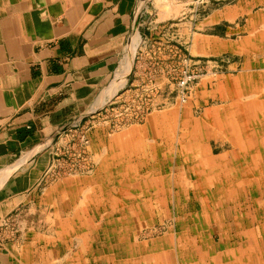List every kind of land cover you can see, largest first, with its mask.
<instances>
[{
  "label": "rangeland",
  "instance_id": "374dc122",
  "mask_svg": "<svg viewBox=\"0 0 264 264\" xmlns=\"http://www.w3.org/2000/svg\"><path fill=\"white\" fill-rule=\"evenodd\" d=\"M233 1L188 0L186 8L169 16L160 10L159 15L154 5L144 2L152 10L136 29L139 44L129 83L81 123L68 127L63 141L55 143L51 164L31 201L18 206L3 221L2 227L8 231L6 243L12 247L9 264H101V260L111 264L106 258L108 247L104 246L109 244L107 235L124 237L129 262L135 256L143 259L142 264H186V252L203 248L207 240L217 245L225 239L226 228L240 220V212L232 211V207L237 203L240 211L245 201V212L249 213L243 214L241 223L254 221L247 230L260 226L257 235L263 241L264 142L258 145L259 152L252 151L249 135L264 140V105L255 108L246 104L264 101V3L259 2L252 13L239 14L218 25L202 22L218 3ZM249 22L257 25L253 31L257 35L244 45V54L223 44V38L248 32L240 25ZM186 59L194 66H203L204 73L191 85L187 101L182 102L178 79L187 66ZM227 91L230 94L223 96L225 100L219 99ZM228 105L232 107L222 109ZM210 111L213 117L207 119ZM191 117L197 122L205 119L207 146L221 143L216 140L218 132L228 135L229 129L231 136L240 135L238 142L224 135L227 139L223 138V147L214 148V156L236 152L241 164L237 157L229 156L225 163L220 158L213 166H205L208 173L214 170L235 180L224 182L222 187L224 193L234 195L233 200L226 198L225 203L215 205L220 199H209L210 203L202 205L210 212L218 208V220L207 219L202 213L193 216L200 213L199 199L191 198L186 187H177L178 178H169L185 167V156H176L184 151L185 142L188 144L182 141L181 126ZM174 158L177 165L171 167ZM72 180L81 188L75 193L71 190L69 196L73 195L74 201L64 204L60 191ZM252 180L258 181L255 188H250ZM111 183L117 187L114 199L105 189ZM135 183L148 187L134 190L131 185ZM128 187L131 200L122 195ZM159 190L162 199L153 198ZM52 198L62 215L49 203ZM228 234L239 240L236 247L242 245L245 250L242 261L234 264H250L254 249L248 251V238H240L237 230ZM48 240L57 244H47ZM224 250L220 248L215 254Z\"/></svg>",
  "mask_w": 264,
  "mask_h": 264
},
{
  "label": "crops",
  "instance_id": "0c3cea01",
  "mask_svg": "<svg viewBox=\"0 0 264 264\" xmlns=\"http://www.w3.org/2000/svg\"><path fill=\"white\" fill-rule=\"evenodd\" d=\"M187 1L0 0V264L10 263L9 254L12 250L6 243L8 231L2 227V223L18 206L31 201L34 190L41 184L51 164L55 143L63 141L68 127L81 123L89 113L100 109L129 83L139 44L136 29L152 10H148V5L145 7L144 2L154 5L153 9L158 14L160 10L162 15L169 16L180 13L187 7ZM259 2L264 3V0L220 2L202 21L203 25H218L239 14L250 13ZM235 25L239 26L238 23ZM229 28L231 30L233 27ZM240 28L248 32L233 39L223 38L222 42L225 46L234 48V52L244 54L242 48L256 39L257 34L253 31L258 27L249 22L240 25ZM216 38L221 39L218 36ZM229 94L228 91L224 92L219 99L224 101L223 96ZM231 107L232 105H228L222 109ZM219 110L220 108L213 109L214 112ZM212 115L211 111L208 112L207 119ZM205 122V119L201 121L206 128ZM227 131L229 134L224 135L232 141L241 140L240 135L231 136L232 131ZM218 134L216 140L221 143L216 147L204 144L205 133L201 135L194 132L186 136L181 134L182 141L187 140L188 144L185 142L184 151H178L176 157L185 156V167L179 168L174 175H169V178L180 180L176 183L177 187H186L191 198L194 196L199 199L200 213L193 216L202 213L207 219L216 220L218 217L215 211L218 208L210 212L204 207L202 209V205L207 204L209 199L214 201L219 198L220 201L215 205L225 203L228 201L226 198L233 200L234 195L224 193L222 187L224 188V182L235 183V180L227 175L223 177L214 170L208 173L206 163L213 166L220 158L221 163H225L229 156L237 157L240 164L243 162L236 152L225 151L218 158L214 156L215 149L223 147V138H226L223 131ZM249 139L250 149L259 152L257 147L264 140H256L251 135ZM176 159L174 158L173 163L171 161V167L177 165ZM257 182L252 180L250 188H255ZM69 183L70 186L65 184L60 191L64 204L74 201L73 195L69 196L71 190L75 193L81 188L73 180ZM107 185L105 189L110 198H116L113 191L117 187L112 183V186ZM141 185L135 183L131 187L134 190L148 187L146 185L142 188ZM239 185L242 186L241 181ZM97 187H93V190L96 191ZM99 187L104 188L103 184ZM124 190L122 195L131 200L130 195L128 196L129 187ZM159 195L160 190L153 198L159 199ZM246 198L249 200L250 197ZM140 199L147 201L144 197ZM191 202L193 201L190 200V204ZM49 203L58 215H62L59 204L53 198ZM246 204V201L241 204L243 208L240 207V211L236 207L237 203L232 207V211L240 212V220H237L236 225L226 228V240L222 238L217 245L207 240L203 248L186 252L183 257L186 262L189 261L186 264H234L237 260L242 261L245 250L242 245L236 247L239 240L234 241L229 236L228 233L233 230L238 231L240 238L246 236L250 241L252 246H248V251L254 249L250 264H264V231L263 241H260L257 235V231H261L260 226L249 231L247 229L254 221L241 223L243 214L249 213L245 212ZM263 209L264 207L260 210ZM106 239L107 242L110 240L104 246L108 247L106 258L111 264H142L143 259L135 257V252L132 251L133 262H129L126 257L129 252L128 243L123 242L124 237L111 238L107 235ZM48 241L47 244H57L55 240ZM220 248L225 250L221 254H215ZM101 262L103 263L102 260Z\"/></svg>",
  "mask_w": 264,
  "mask_h": 264
},
{
  "label": "built area",
  "instance_id": "2783aa9c",
  "mask_svg": "<svg viewBox=\"0 0 264 264\" xmlns=\"http://www.w3.org/2000/svg\"><path fill=\"white\" fill-rule=\"evenodd\" d=\"M185 61L187 66L182 69L181 75L178 79L179 97L182 102L187 101L191 85L204 73L203 66H194L192 62H187V59Z\"/></svg>",
  "mask_w": 264,
  "mask_h": 264
},
{
  "label": "bare ground",
  "instance_id": "6f19581e",
  "mask_svg": "<svg viewBox=\"0 0 264 264\" xmlns=\"http://www.w3.org/2000/svg\"><path fill=\"white\" fill-rule=\"evenodd\" d=\"M261 92V91H260ZM251 102V103H250ZM249 103H247L246 105L247 106H252L253 105V107L255 106V108L257 107V106H261V105H264V101L262 102V101H250ZM263 107V106H262ZM264 109V108H263ZM263 112H264V110H263ZM244 118H246V117H244ZM262 119V118H261ZM244 120H246V119H244ZM245 123H248L247 121H245ZM246 125V124H245ZM249 125V124H248ZM181 126V125H180ZM181 127H183L184 128V132L182 133V135H184V136H186L188 133H190V134H193L194 132H197L198 134H204L205 133V126H204V124L203 123H201V122H197L196 120H194V119H192V118H190L189 120H187V121H184L183 123H182V126ZM224 127H226V126H224ZM219 129V128H218ZM182 132V131H181ZM185 146V145H184ZM196 148V147H195ZM208 152V151H207ZM199 154V153H198ZM200 156V155H199ZM202 156V155H201ZM197 158V157H196ZM199 158V157H198ZM188 169V168H187ZM194 169V168H193ZM187 172V171H186ZM194 177V176H193ZM125 193V192H124ZM110 241V240H109ZM110 243V242H109ZM196 253V252H195Z\"/></svg>",
  "mask_w": 264,
  "mask_h": 264
}]
</instances>
